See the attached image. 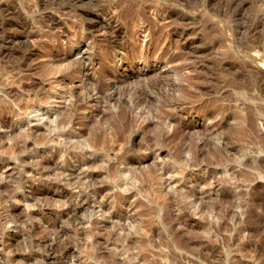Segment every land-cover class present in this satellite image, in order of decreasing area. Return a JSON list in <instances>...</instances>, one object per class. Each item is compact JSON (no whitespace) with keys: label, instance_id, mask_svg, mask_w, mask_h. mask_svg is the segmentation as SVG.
Instances as JSON below:
<instances>
[{"label":"rangeland","instance_id":"374dc122","mask_svg":"<svg viewBox=\"0 0 264 264\" xmlns=\"http://www.w3.org/2000/svg\"><path fill=\"white\" fill-rule=\"evenodd\" d=\"M0 264H264V0H0Z\"/></svg>","mask_w":264,"mask_h":264},{"label":"bare ground","instance_id":"6f19581e","mask_svg":"<svg viewBox=\"0 0 264 264\" xmlns=\"http://www.w3.org/2000/svg\"><path fill=\"white\" fill-rule=\"evenodd\" d=\"M251 121H253L252 119H250ZM249 120V121H250ZM250 123V122H249ZM254 122H252V126H254V124H253ZM248 125V124H247ZM251 127V126H250ZM256 127V126H255ZM253 128V127H252ZM247 135H249V134H247ZM257 137V136H256ZM250 139V138H249ZM261 139V138H260ZM260 141V140H259ZM262 141V140H261ZM231 154V153H230ZM245 156V153L243 152V148H239L238 149V151L236 152V154L235 155H233V157H234V160H236V161H238V162H240L242 159H243V157ZM247 163V162H246Z\"/></svg>","mask_w":264,"mask_h":264}]
</instances>
